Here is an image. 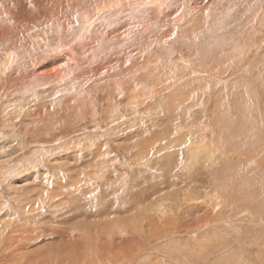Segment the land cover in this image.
<instances>
[{
    "label": "rangeland",
    "instance_id": "rangeland-1",
    "mask_svg": "<svg viewBox=\"0 0 264 264\" xmlns=\"http://www.w3.org/2000/svg\"><path fill=\"white\" fill-rule=\"evenodd\" d=\"M0 264H264V0H0Z\"/></svg>",
    "mask_w": 264,
    "mask_h": 264
},
{
    "label": "bare ground",
    "instance_id": "bare-ground-1",
    "mask_svg": "<svg viewBox=\"0 0 264 264\" xmlns=\"http://www.w3.org/2000/svg\"><path fill=\"white\" fill-rule=\"evenodd\" d=\"M66 15V14H65ZM57 18V17H56ZM58 19V18H57ZM36 22V21H35ZM203 22V21H202ZM57 23V22H56ZM90 27V26H89ZM88 28V27H87ZM91 28V27H90ZM201 33V32H200ZM14 45V44H13ZM58 48V47H57ZM31 53V52H30ZM32 55H34L33 53H31ZM34 59V58H33ZM10 61V60H9ZM6 68H7V66H6ZM220 177V175H215V177ZM238 195V194H237ZM48 203V202H47ZM52 203V202H51ZM22 230V229H21ZM16 246V245H15ZM59 246V245H58ZM127 248V247H126ZM15 256V255H14Z\"/></svg>",
    "mask_w": 264,
    "mask_h": 264
}]
</instances>
